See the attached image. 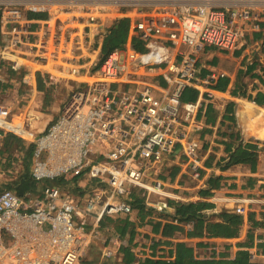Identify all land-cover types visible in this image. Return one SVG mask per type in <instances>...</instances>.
<instances>
[{"label": "built area", "instance_id": "1", "mask_svg": "<svg viewBox=\"0 0 264 264\" xmlns=\"http://www.w3.org/2000/svg\"><path fill=\"white\" fill-rule=\"evenodd\" d=\"M263 13L264 0H0V66L10 61L19 71L24 59L64 60L65 37L77 36L78 24L82 35L95 25L105 36L119 18L130 20V37L144 46L136 50L129 39L109 51L92 80L77 85L38 133L26 116L37 88L31 70L14 86L27 105L16 113L0 100V139L12 134L34 143L30 176L43 183L38 195L0 190V264H118L128 239L102 222L134 219L127 200L133 190L152 211L147 218L177 223L174 203L188 201L182 190L202 178L206 123L200 114L217 81L215 73L200 74L198 56L205 47L234 50L260 30ZM187 88L198 91L195 100H183ZM244 137L242 143L253 140L257 152L264 150L263 141ZM70 173L77 178L67 185L46 183ZM224 210L251 211L242 201ZM143 238L131 249L134 264L172 258L167 246L152 247L160 236ZM96 239L99 258L86 259ZM255 240L247 248L250 259L264 261V238Z\"/></svg>", "mask_w": 264, "mask_h": 264}, {"label": "crops", "instance_id": "2", "mask_svg": "<svg viewBox=\"0 0 264 264\" xmlns=\"http://www.w3.org/2000/svg\"><path fill=\"white\" fill-rule=\"evenodd\" d=\"M36 14L40 13H34L32 16L43 15L42 13V15ZM128 21L129 36L127 40L133 37H130V20L128 19ZM78 26L77 36H70L69 39L65 37L68 41L64 53L66 59H49L43 62L24 59L21 61L19 71L10 68V61H4L0 66V73H7V82L0 84V90L6 91V94L0 96V100L8 96L6 102L12 107L18 102L21 107L27 105L21 97H18L19 88L14 86L18 84L21 73L25 69L34 73L37 82L36 94L27 106L31 112L26 115L30 120H33L36 114L40 121V125L35 126L31 121V130L34 133L45 130L58 117L70 92L81 82L92 80L94 69L99 66L106 55L102 53V45L108 33L103 36L93 25L90 30L87 29L89 32L87 35H82L81 27L84 26L82 24H78ZM260 26V30L252 32V35L246 37L245 42L238 44L234 50L221 51L214 47H205L198 56L202 76L215 73L217 75L216 83L221 79L226 82L222 89L215 87L216 83L213 85V88L210 89L211 100L206 104L204 112L200 114L206 123L203 130L206 140L203 151L202 178L198 183L190 182L189 187L183 189L182 193L190 197L186 202L197 200L210 202L212 206L204 209L208 211V213H204L213 219H218L225 207L230 209L233 204L242 201L244 206L251 210L250 213L254 214L256 220L264 222V150L260 153L257 152L256 162L252 167L242 163L227 164L231 152L238 146L242 137L264 142V13L260 17ZM67 59L76 61H65ZM28 110L25 109L24 112ZM42 123L43 125H41ZM237 136L240 137L237 139ZM15 137L22 140L24 147L32 143L29 139ZM3 139L4 137L0 139V190L8 187L17 191V183L14 179H18L21 169L14 168L13 160L16 158L19 160L23 156L24 148L5 151L2 145ZM9 154L13 159L10 165L13 166L5 167ZM31 165L32 156L27 171L29 177H31ZM169 169L172 171L171 174L178 173V167L175 165ZM211 178L218 181L214 188L211 187V194L207 196L200 194L199 190L207 188ZM34 182V186L27 187L22 193L40 194L43 183ZM248 215L249 213L242 216L243 223L237 237H187L185 234L177 233L169 239L185 241L193 245L199 257H210L213 251L217 255L225 250L224 243H229L231 245L230 256L233 257L239 249L236 243L244 240L251 228L254 232V243L256 237L263 236L264 238V226L251 227ZM186 227L188 228L190 225L187 224ZM136 230L145 235L143 238L145 240H149L153 236L161 237L160 233L152 231V223L136 225ZM199 241H207L210 245L196 247V243Z\"/></svg>", "mask_w": 264, "mask_h": 264}, {"label": "trees", "instance_id": "3", "mask_svg": "<svg viewBox=\"0 0 264 264\" xmlns=\"http://www.w3.org/2000/svg\"><path fill=\"white\" fill-rule=\"evenodd\" d=\"M42 15V14H36ZM129 36V21L127 18H121L116 20L111 28L110 32L104 38L102 45V53L107 54L109 51L116 47L122 46L128 39ZM133 46L136 50L143 51L144 46L142 41L137 37L133 36L131 39ZM226 80H219L215 87L222 89ZM198 91L188 88L185 90L183 95V100H195ZM258 102V101H257ZM240 136H237V139ZM4 150L9 151L11 149L21 150L24 148L23 156L20 157L21 161V172L18 175L16 181L17 192L23 194L22 191L27 187L34 186V180L28 176V167L30 165L31 156L34 148V143H30L28 146L24 147L22 145V140L12 136V134H7L4 136L2 143ZM11 154L7 157V165L11 166L12 158ZM257 158V146L253 140H249L246 143H242L240 140L238 146L231 152L228 165L232 164H249L251 167L255 164ZM18 160V158H16ZM175 173L171 176L174 177ZM77 175L70 173L53 180H47L46 183H52L56 185H67L70 181L76 180ZM218 183L217 180L211 178L208 181L209 186L205 189H200L199 193L202 195H210L211 187L214 188ZM127 200L132 204L134 208V213L136 219L125 218H106L102 222V227H107L115 230L121 236L127 237L128 245L122 247L121 249V259L118 264H134V253L131 250L136 244V239L139 237H144L143 233H139L136 230V225L141 226L144 223H152V231L154 233H160L162 238L155 240L153 238L152 247L155 248L158 245H164L168 247V253L172 258L166 260L163 258H145L139 264H264V261H252L249 256L248 247L252 246L254 243V232L251 228L247 232L246 238L244 240L238 241L236 244L239 249L235 252L234 256H230L229 249L231 245L229 243H224V251L219 252L217 255L213 251L210 257H199L196 249L193 245L185 241H174L169 238L173 237L177 233L185 234L187 237H225L232 238L237 237L240 233V228L243 223L242 216L222 210L218 219H213L207 216L203 211L206 208L212 206L208 201L197 200L191 202H177L175 205V216L177 218V223L172 221H153L147 218L151 215V210H146L144 206V198L140 196L138 191L133 190L128 196ZM173 203L172 200H170ZM163 218H166V214H161ZM249 221L251 222V227L264 226L262 220H256L253 213L248 215ZM189 224L190 227H186ZM210 243L207 241H199L196 243V247H207ZM260 247L264 248V243H260Z\"/></svg>", "mask_w": 264, "mask_h": 264}, {"label": "rangeland", "instance_id": "4", "mask_svg": "<svg viewBox=\"0 0 264 264\" xmlns=\"http://www.w3.org/2000/svg\"><path fill=\"white\" fill-rule=\"evenodd\" d=\"M8 96L5 97V99L3 98V100H8L7 99ZM19 103V102H18ZM18 103H15L14 104V107L16 108V113L18 112L17 110H19V107L21 106V104H18ZM18 105V107H17ZM30 114V113H29ZM28 114V115H29ZM27 115V114H26ZM38 117L36 116V114L34 115V119L32 120V123H33V126L35 125H40V121L39 119H37ZM43 125V123L41 124ZM16 160V162H15ZM14 168H16L17 170H20L22 167L20 165L21 161L17 160V159H14ZM13 166V165H12ZM11 166V167H12ZM11 176H13V174H10ZM15 177V176H13ZM14 179V178H13ZM14 181H17V179H14ZM2 190V189H1ZM134 217H135V214H134ZM99 246H100V241L99 239H96L93 244L90 246L89 250H88V253H87V256L85 257L86 259H92V260H97L99 258ZM116 263V261L114 262ZM117 264V263H116Z\"/></svg>", "mask_w": 264, "mask_h": 264}]
</instances>
